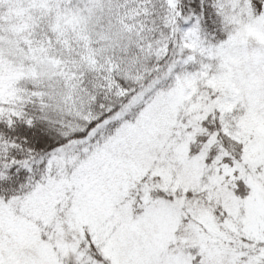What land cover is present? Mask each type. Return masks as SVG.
<instances>
[{
	"label": "rangeland",
	"instance_id": "374dc122",
	"mask_svg": "<svg viewBox=\"0 0 264 264\" xmlns=\"http://www.w3.org/2000/svg\"><path fill=\"white\" fill-rule=\"evenodd\" d=\"M226 2L224 40L180 28L195 69L157 78L0 199V264H264V0Z\"/></svg>",
	"mask_w": 264,
	"mask_h": 264
},
{
	"label": "trees",
	"instance_id": "16d2710c",
	"mask_svg": "<svg viewBox=\"0 0 264 264\" xmlns=\"http://www.w3.org/2000/svg\"><path fill=\"white\" fill-rule=\"evenodd\" d=\"M226 1L0 0V199L39 183L55 147L132 113L127 106L157 78L195 69L180 28L224 40L236 13ZM259 1L250 0L255 9ZM200 123L234 154L214 117Z\"/></svg>",
	"mask_w": 264,
	"mask_h": 264
}]
</instances>
